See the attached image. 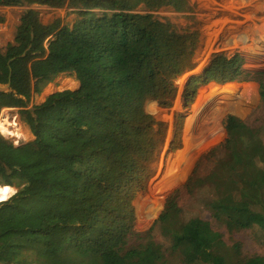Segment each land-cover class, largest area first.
<instances>
[{
  "label": "trees",
  "instance_id": "16d2710c",
  "mask_svg": "<svg viewBox=\"0 0 264 264\" xmlns=\"http://www.w3.org/2000/svg\"><path fill=\"white\" fill-rule=\"evenodd\" d=\"M33 5L71 9L76 20L44 24ZM24 6L14 41L0 48V85L11 76L10 90L0 91V114L19 109L34 140L16 146L0 135V187L18 189L0 203V263L110 264L122 256L126 264H168L161 248L128 245L132 202L153 178L166 138V124L145 104L172 106L174 80L196 67L199 42L198 32H178L154 12H190V1L0 0V7ZM64 73L75 75L78 89L53 93L30 108L32 97ZM250 74L240 54L214 55L183 97L190 102L195 94V105L203 90L221 86L198 84ZM253 75L264 103V71ZM224 127L221 155L193 186L211 191L206 207L215 218L243 229L264 227V126L229 115ZM183 211L171 195L155 222L170 251L186 264H236L221 238H213L210 223L186 219ZM194 247L195 256L188 253ZM241 264H264V256Z\"/></svg>",
  "mask_w": 264,
  "mask_h": 264
},
{
  "label": "rangeland",
  "instance_id": "374dc122",
  "mask_svg": "<svg viewBox=\"0 0 264 264\" xmlns=\"http://www.w3.org/2000/svg\"><path fill=\"white\" fill-rule=\"evenodd\" d=\"M189 1L190 12L179 13L170 7H163L154 12L157 18L168 21L178 32H198L199 42L194 56L196 67L174 80L178 93L172 106L165 108L155 100H149L145 104V110L149 114L154 116L158 122L166 124V138L157 155L153 178L150 180L147 189L138 193L132 202L135 210L134 234L130 238L128 248L143 247L145 245L155 249L161 248L169 260L168 264H186L180 254H173L170 251L169 241L163 238L158 226H155L156 220L165 208L167 198L171 195H176L178 206L184 210L183 217L186 219L199 217L209 222L215 232L213 238H221L226 248L234 254L232 261L236 264H241L255 256H264V227L243 229L224 219L215 218L206 207V203L212 198L211 191L205 188H195L193 184L195 180L205 178L212 172L216 161L221 155L223 144L227 138L224 127V120L227 116H235L254 128H262L264 126V103L260 96V83L258 77L253 75L254 72L264 71V0ZM35 7L41 22L44 24H50L56 19H61L63 25L71 26L76 20V15L68 8L57 9L39 5ZM28 8L27 6L5 8V13L0 14L4 18V23L0 26V37L4 39L1 49H5L9 43L14 41L16 29L20 24L19 18ZM236 53L240 54L244 59V70L249 73L252 72V74L226 83L202 82L198 86H207L211 83L221 86L213 84L203 90L195 105L193 104L196 99L195 94L190 102H186L183 94L187 84L192 78L203 75L214 55L223 54L231 57ZM78 87L79 82L75 75L71 73L60 74L51 83L45 85L40 94L32 97L29 107L41 104L53 93L64 90H76ZM10 88H7V85H0V91H7ZM196 88L195 90H197ZM223 90L224 92L221 93ZM208 92L220 94V98L229 93L238 92L240 99L231 111L220 117L218 139L201 150L194 162L197 158L199 159L196 163L193 162L194 165L192 164L183 182L165 197L163 205L152 220L144 224L139 219L141 205L150 198L154 181L161 174L165 175L168 160L183 149V134L188 123L189 114L194 106L200 102L202 96ZM219 106L221 107L220 102L215 108L217 109ZM211 113L213 114L214 111L212 110L210 115H212ZM210 115L207 118H210ZM15 119L26 133V140H16L15 138L2 135V133L0 135L13 142L16 146L33 141L34 137H31L29 127L22 121L19 109L5 108L1 111V122ZM208 123L210 126L213 124L211 121ZM198 136H200V131H198ZM261 136L264 142V132H262ZM193 166L194 169L192 170ZM13 188L16 193L18 189L16 187ZM144 196L148 197L139 201L137 207V201ZM151 228H153L152 234L148 235ZM88 246L91 247V243ZM194 249L195 247L190 249L188 253L195 256L197 251ZM110 264H126V261L122 256H118Z\"/></svg>",
  "mask_w": 264,
  "mask_h": 264
},
{
  "label": "bare ground",
  "instance_id": "6f19581e",
  "mask_svg": "<svg viewBox=\"0 0 264 264\" xmlns=\"http://www.w3.org/2000/svg\"><path fill=\"white\" fill-rule=\"evenodd\" d=\"M249 2L252 4L251 1ZM239 99L240 95L238 92L229 93L222 98H220V94L208 92L194 106L189 114L188 123L184 130L183 149L168 160L165 175L161 174L154 181L151 187L150 198L141 205L139 219L142 223L147 224L152 220L163 205L165 197L186 178L195 158L201 150L218 139V122L220 117L231 111L238 104ZM218 101L221 107L219 106L220 108L216 109L215 106L219 105ZM212 110L214 113L210 115ZM209 115L211 117L207 118ZM209 121L213 123L212 126L208 123ZM198 131H200V136H198ZM0 133L16 140H26L27 137L16 119L12 121H0ZM13 194H15L13 187L1 186L0 202L7 201Z\"/></svg>",
  "mask_w": 264,
  "mask_h": 264
},
{
  "label": "crops",
  "instance_id": "0c3cea01",
  "mask_svg": "<svg viewBox=\"0 0 264 264\" xmlns=\"http://www.w3.org/2000/svg\"><path fill=\"white\" fill-rule=\"evenodd\" d=\"M35 6H38V5H33V6H31V8L36 10L37 8ZM4 9H5L4 7H0V14L1 13H3V14L5 13ZM19 22H20V18H19ZM3 42H4V39L0 37V47H2ZM7 91H9V90H7ZM31 137H33L32 134H31Z\"/></svg>",
  "mask_w": 264,
  "mask_h": 264
},
{
  "label": "water",
  "instance_id": "95a60500",
  "mask_svg": "<svg viewBox=\"0 0 264 264\" xmlns=\"http://www.w3.org/2000/svg\"><path fill=\"white\" fill-rule=\"evenodd\" d=\"M11 87V76L9 78V83L7 84V88H10Z\"/></svg>",
  "mask_w": 264,
  "mask_h": 264
},
{
  "label": "built area",
  "instance_id": "2783aa9c",
  "mask_svg": "<svg viewBox=\"0 0 264 264\" xmlns=\"http://www.w3.org/2000/svg\"><path fill=\"white\" fill-rule=\"evenodd\" d=\"M13 195H14V194H13ZM13 195H12V196H13ZM12 196H11V197H12ZM0 203H1V202H0Z\"/></svg>",
  "mask_w": 264,
  "mask_h": 264
}]
</instances>
